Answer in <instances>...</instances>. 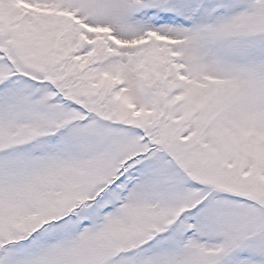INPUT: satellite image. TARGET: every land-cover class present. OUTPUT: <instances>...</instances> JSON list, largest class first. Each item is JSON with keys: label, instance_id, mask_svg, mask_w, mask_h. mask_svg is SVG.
<instances>
[{"label": "snow or ice", "instance_id": "snow-or-ice-1", "mask_svg": "<svg viewBox=\"0 0 264 264\" xmlns=\"http://www.w3.org/2000/svg\"><path fill=\"white\" fill-rule=\"evenodd\" d=\"M0 264H264V0H0Z\"/></svg>", "mask_w": 264, "mask_h": 264}]
</instances>
